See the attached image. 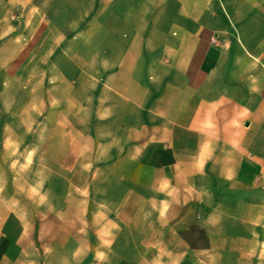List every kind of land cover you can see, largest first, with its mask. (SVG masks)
Instances as JSON below:
<instances>
[{
	"label": "crops",
	"instance_id": "crops-1",
	"mask_svg": "<svg viewBox=\"0 0 264 264\" xmlns=\"http://www.w3.org/2000/svg\"><path fill=\"white\" fill-rule=\"evenodd\" d=\"M27 47L44 104L0 139L75 179L37 214L0 177V264H264V0H0Z\"/></svg>",
	"mask_w": 264,
	"mask_h": 264
},
{
	"label": "rangeland",
	"instance_id": "rangeland-1",
	"mask_svg": "<svg viewBox=\"0 0 264 264\" xmlns=\"http://www.w3.org/2000/svg\"><path fill=\"white\" fill-rule=\"evenodd\" d=\"M8 17L14 19V9L8 11ZM28 47L13 60H0V131L8 133V136L11 131L17 133L13 136H21L24 133L29 103H34L35 106L44 104L40 93L43 89L42 77L28 75L26 66L22 67L23 57ZM27 143L26 140L21 139L5 141L0 139V177L13 200L15 197L22 205L39 214L42 212L41 200L46 186L43 182H52L57 186L59 181L74 180L75 176L70 173L43 172V158L39 154L41 142H35L30 147V150L32 152L34 150L35 153L36 169L34 172L27 173L28 165L25 156ZM59 159L64 160V157ZM22 170L24 173L21 172ZM50 190L53 191V189ZM50 190L46 188V191Z\"/></svg>",
	"mask_w": 264,
	"mask_h": 264
}]
</instances>
